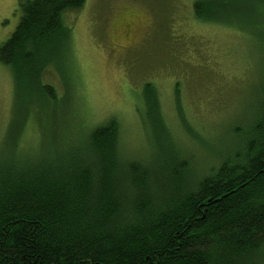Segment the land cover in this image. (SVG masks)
<instances>
[{"label":"trees","instance_id":"16d2710c","mask_svg":"<svg viewBox=\"0 0 264 264\" xmlns=\"http://www.w3.org/2000/svg\"><path fill=\"white\" fill-rule=\"evenodd\" d=\"M85 2L18 0L17 24L0 44V65L12 84L2 141L10 150L0 155V264L264 263V85L246 131L233 128L241 134L238 146L197 176L188 158L165 149L164 164L124 158L115 119L79 127L66 140L52 135L57 103H68L64 115L76 111L72 30L62 16ZM191 3L198 21L233 27L264 44V0ZM153 93L145 84L152 120ZM29 115L39 125L37 147L13 154ZM50 122L51 138L43 142Z\"/></svg>","mask_w":264,"mask_h":264},{"label":"rangeland","instance_id":"374dc122","mask_svg":"<svg viewBox=\"0 0 264 264\" xmlns=\"http://www.w3.org/2000/svg\"><path fill=\"white\" fill-rule=\"evenodd\" d=\"M17 1L0 0V44L17 24ZM62 23L72 30L69 66L76 111L64 115L68 103L60 100L53 108L60 121L52 135L57 131L66 140L79 127L115 119L124 158L164 164L161 149L169 150L188 158L195 176L238 146L264 85L260 39L198 21L191 0H86L81 9L64 13ZM125 24L128 37L122 34ZM48 79L55 77L48 74ZM145 84L154 88L150 108L156 121L142 97ZM11 85L9 71L0 65V155L10 150L2 141L10 123ZM30 116L16 135L10 132L13 154L37 147L39 125ZM52 122L44 126L43 142L51 138ZM236 127L241 134L233 133Z\"/></svg>","mask_w":264,"mask_h":264},{"label":"flooded vegetation","instance_id":"af4514ba","mask_svg":"<svg viewBox=\"0 0 264 264\" xmlns=\"http://www.w3.org/2000/svg\"><path fill=\"white\" fill-rule=\"evenodd\" d=\"M130 27H129V25L128 24H125L124 25V28H123V30H122V34H123V36L124 37H128L129 35H130Z\"/></svg>","mask_w":264,"mask_h":264}]
</instances>
